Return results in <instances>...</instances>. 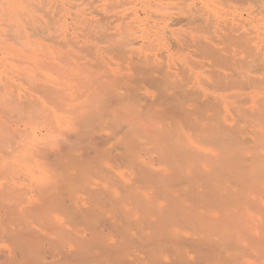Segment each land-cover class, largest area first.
<instances>
[{
    "label": "bare ground",
    "instance_id": "1",
    "mask_svg": "<svg viewBox=\"0 0 264 264\" xmlns=\"http://www.w3.org/2000/svg\"><path fill=\"white\" fill-rule=\"evenodd\" d=\"M39 1L40 0H37V2ZM44 1L45 0L42 2L43 5ZM47 1L50 0H46L45 2ZM109 1L110 3L108 4L112 9L124 7L125 4L120 3V0ZM18 2L19 3H17L16 0H0V19L9 22L11 18L15 20L20 16L23 18L30 17L31 15H28L30 12H25L26 10H23V6H20L22 1L18 0ZM25 2L22 3L24 4ZM31 2L32 5L35 3L33 0H31ZM3 4L5 5L4 7ZM46 4H48V2L45 3V5ZM39 5H41V3ZM125 5H127V3ZM139 5L140 8H138V10L144 15L142 18L140 17V12L137 10H131V12L126 11L129 15L126 12L122 13V11V15L117 11L115 12L117 15L120 14L116 21H113L116 22V25L119 23L116 33L111 34L105 27L97 31L96 27L92 28L91 26L90 28L89 26V29H87L88 33L86 34L87 40L91 39L93 41L96 38L94 41L108 43L110 47L107 51L110 54L118 55L119 58L123 60L124 65L122 68L130 72L131 79L136 83L142 82L143 89H145L146 92L150 91L156 94L157 98L153 99H157L162 109L165 107L169 111H173V113L176 114L174 116L172 115L173 117L185 122H181L182 126L180 131H173V133H171V130H166L168 126L166 128L162 124H158L159 126L154 124L153 126L156 127L150 126V128H148L149 125H147V123H149L150 120L147 123L143 120L147 113L145 112L146 114L143 117L142 115L144 113H142L140 109L136 111L134 115L136 117L134 118L138 119H135V124L140 122L141 125L142 123L145 124V126L147 125V129L149 130L147 131L145 129L144 132L148 137L147 135L145 136V134H141V129L138 128L139 124L138 127L136 125V129H134V127L132 128L135 130L137 136H145L143 139H147L146 142L149 144L146 142L139 143V141L138 144L136 139L132 137L133 141L137 143L136 145L134 142L137 154L134 159L132 158L134 156L129 157L130 159L132 158V161L128 164L131 171V176H129V178L131 177V181L128 182V180H125V182H122L124 184L119 183L120 185L117 183V185H119L117 187L118 190L111 195L109 193L112 199L108 197V188H105L102 193L101 190H96L100 192L102 196L104 194L107 199L109 198L108 202L110 201L109 203L111 206L109 203L104 204V206L108 204L110 208H112L113 214L116 215L114 218L118 217L116 221L119 222V219L123 217L120 221H125L124 223H127L128 226L125 227V225L124 227L129 229L134 227V229H132L134 231L130 232L128 229V231L121 230V228H123L120 226L121 224L118 225L120 226V228H118L115 223L113 224L110 220L108 221L106 219L108 221L106 226L113 231L115 230L114 235L112 232L111 240L104 239V237L100 239L98 237L99 239H94L99 240L97 241L98 243L96 241V243H94L93 239H91L90 242L86 238L74 236L72 232L70 233L71 229L67 233L66 230L62 228L63 225H55L51 230L50 227H48V232L49 234L51 233L53 237L51 235L45 236L43 231H45L46 226L44 225L45 227L43 226L44 228L41 227L40 229V223L42 224L41 217L44 215L39 216L38 213L40 212L38 211L35 212L36 214L34 213L35 215L33 214V216H31V213L34 211L31 212V210H29V212L26 208L29 204L27 202L33 203L37 201L36 203H38L42 197L39 199L35 195L27 194L31 196L24 197L22 199V204L16 208L21 215L26 212V214L30 213V216H28L29 218L31 217V220H23V222L19 220V222H15L16 220L14 221L13 217L16 213V208L12 209L11 203L16 199L18 193H16L12 184L9 182L11 179L9 173H5L6 175L1 173L0 264H59L60 262L65 264H157L159 262L163 264L160 259L164 258V256H169L173 264H179L178 261H182L184 264H196L197 261L196 263H193L194 260L192 259V262L190 261L189 252L198 253L200 255L198 256L200 257L199 264L205 262V264H207L208 261H214L213 264H264V0H141ZM220 6L232 8L228 10H233V8L242 9L247 13V17L243 19L242 15H239L237 11H227L224 14H220L218 12ZM3 12H6L5 16ZM255 14L259 16L257 22H253L256 18L255 16H257ZM117 15L115 17H117ZM127 15L128 17H126ZM5 17L10 19L8 20V18L6 19ZM106 17L104 18L106 19ZM112 17L114 16L112 15ZM30 18L29 20H32L30 22L34 23L35 21L33 18ZM126 18H131V21L140 19L139 25L142 26V28L139 27L137 32H132L127 26L121 29L120 27H122L123 24L126 25L128 23L126 22ZM41 28L37 29L40 30ZM47 29L48 30L43 27L39 31L43 33L42 36L44 34V36L51 34L50 32L49 34L47 33L50 31L49 27ZM9 30H12V28H9ZM137 33L139 34L137 35ZM34 34L37 35L38 31L36 30ZM116 34L119 38L115 36ZM11 36L19 38L22 37V34L21 32H14ZM134 46L138 47L134 48ZM257 74H261L262 77H257ZM129 91L128 93L134 97L131 98L130 96V98L135 100L139 93L136 89H130ZM149 96L150 99H152L151 95ZM149 96L147 97L149 98ZM141 101L144 100L142 99ZM149 101L148 99L146 100L147 103ZM155 101L153 103H156ZM244 102H246V104L249 102L251 107L249 109L243 106L237 107V104L240 105ZM142 107H144V105ZM145 111H147V109ZM232 114H234L235 117H233ZM228 118L237 120L238 123L242 122L244 125H238V123L236 124L233 122L236 126L234 127L231 125V128L230 124H226L229 120ZM172 119L173 118H171V120ZM116 125H119V123ZM247 125H249V128L254 129H251L252 131L248 130L252 132H248L249 134H253L250 138L246 137L248 134ZM133 126L135 125L133 124ZM119 127L120 126H118V129ZM120 128L119 132H122L120 130H125V127L124 129H122V127ZM141 128L143 129V127ZM127 130H129V128ZM131 130L132 129L129 130L131 135L135 136ZM146 131L149 133H146ZM158 134L161 135L158 136ZM105 138L106 137H104V139ZM104 139L102 138V140ZM132 139H130L131 141L129 142H132ZM143 139L141 138V140ZM125 140L126 138L122 141L125 142ZM144 144H148L149 150L145 148L146 145ZM202 144L209 145V147L213 149L212 152H209L211 149H207L208 147L206 146L207 148H205L203 145V148L208 150L206 153L211 154H203L202 151L204 149L201 150L202 147L201 149L198 147ZM145 150L149 151H146L147 153H150V150H154L159 156L163 155L164 158L162 162L160 161V164L162 163V165H164L165 171L164 175H161V179L159 174V178H157V174L154 173L155 171L146 167L139 160L140 155ZM189 153H192L195 158L196 155L199 154V157L202 158V160L199 158L200 161L208 164L209 168H204L202 171L198 169L199 172L197 171L194 175L197 176L200 174L197 180H201L203 183L202 185L198 184L199 186L195 187L194 185H196V182L194 185L192 184L195 178L192 175L191 177L189 174L190 172L187 171V176L184 173L185 177L182 173L180 174H182L183 177L178 175V177H180L179 181H182L180 183L184 184L187 182V185L189 184L191 186L189 190L195 195L197 194L196 192L199 191L198 188L200 187L202 189L203 186V189L198 192L200 197H195L196 199L192 197V199L194 198L193 201L195 200L198 203L200 200L199 198L204 200V197L207 196L215 197V201L209 202L211 199L208 200V198H206L207 202L205 200L203 202L201 201L202 205L205 203L203 207L205 210L203 211L204 213L195 212V210L201 209V202L199 204L195 202V205L192 202L194 206L199 205L200 209L197 207L195 209L194 207L193 212V209L187 210V213L190 212V214H188L189 219L187 216L186 219H184L186 224L191 223L192 226L194 225L193 230L195 232H200L197 233V235L201 233L207 235V232H212L214 230L213 228L218 226V222H215L214 219L212 220V218L209 217L212 214L211 210H215V213L216 210L219 209V213L222 215L220 222L222 223L221 226L224 230H231L232 233H225L224 231L223 237L217 235L220 238L222 237L221 239L224 241L221 244L218 243V239L214 238L215 236L213 235L215 234L213 233H211L213 235L209 234L210 236L208 235V238L201 237L196 239L194 237L188 238L180 234H172L171 232V229L176 226L181 229L178 225L183 220V217H181L183 214L182 210L180 215L177 211L173 210L174 203L178 206L180 202H176L179 201V198H177L178 200L175 197L172 198L177 188L174 191L171 180L173 184L179 181H176L178 180L177 176V178L173 177L174 180L172 176H169L170 173H168V168L173 165L171 161L175 160L174 162L177 163V156L179 158L180 156L186 158L187 155L188 158ZM170 157H173V159ZM179 158L177 160H179ZM187 158L185 160L180 158V160L183 162V160L186 161ZM234 158H239V163L243 162L245 163L244 165H246L247 162L250 163L249 172H239L238 165L240 164ZM161 159L162 157H160V160ZM180 160L179 162H181ZM234 160L238 163V170L233 171L231 168L230 170L233 173L238 172L239 177L235 173L234 175L239 180L242 178L241 182L238 181V184L240 186L242 185L239 187L241 190L238 189L240 191L239 194L237 188H235L238 180L235 176L234 181L236 182L232 180L233 176L230 175L232 179L226 178L231 181L230 183L226 184L223 182L221 186L218 185V180L222 177H218V170L220 171L223 167L221 165L229 161L231 164V161ZM197 161L199 160L197 159ZM199 162H197V164ZM158 163L159 162H157V164ZM188 163L190 169H197L194 159H190ZM180 166L178 168L182 169ZM225 166L227 165L225 164ZM225 166L224 168H226V170L222 169L221 171H226L229 175L231 173H229V169V171H227L229 167ZM240 173H242V176ZM135 181H137L138 184L143 183V188L138 189L139 187L135 188L133 186L131 188V184H134ZM224 183L226 185H224ZM175 184L174 186H176ZM229 184L233 185V187ZM114 185L117 186L115 183ZM184 185H181L183 186V190L185 188ZM181 186L178 185V187H180L178 191H180ZM122 189L128 194L126 196H133H131V199L134 198L133 201L136 198L137 201H139L138 205H136L137 201L135 200L136 211H133L136 212H134L136 219L133 217L134 220L129 221L131 215H134L133 211L129 216L127 214L128 211L125 213L122 207L119 206V195L125 192ZM87 191L88 190H86V192ZM88 192L87 195L89 194ZM94 194H96L95 191L93 195ZM57 195L56 193L53 197ZM97 195L100 196L99 193H97L96 196ZM187 195H189L188 198ZM96 196L94 195L91 199L95 198V200H97ZM190 196H192L190 192L186 194V197L184 194L185 200H188ZM50 197H52V195ZM50 197L48 198L50 199ZM53 197L51 201L54 199L57 200L58 198V196L56 198ZM182 197L180 198L181 201ZM174 198L176 201L172 202ZM107 199L105 198V200ZM103 200L100 202L104 203L105 200ZM111 201L115 203H111ZM191 201L192 200H190V202ZM97 202L98 201H96V203ZM24 203L27 205H24ZM218 206L220 207L218 208ZM66 209L64 212L66 211L65 213H68L66 214L67 217L80 214L79 211L73 214L75 208L67 207ZM90 211L93 213V210H89L88 213H90ZM76 215H74L73 218H69V220L71 218L73 219H71L72 223L70 220V225L74 223L73 225H75V227L78 224L75 218L78 215ZM100 215L101 216L98 218L96 217L97 220L94 222L96 224L92 223L93 226H98V228L106 222L105 218L102 217L103 215ZM215 215L216 213L213 214V217ZM217 216L218 215H216V217ZM138 219L140 222L144 223L143 227H137V224H141ZM187 219L189 220L188 223ZM32 220L38 221V223L36 222L37 225L34 224L35 222H32ZM45 220H43L44 223ZM74 220L76 221L73 222ZM185 221L183 222L184 224ZM162 223L163 225L165 224V228L162 226L165 230H167L168 227L172 228H168L167 232H165L160 226ZM167 224H169L168 227ZM184 224L180 225L183 227ZM186 224L184 226V231L186 229L185 227H187ZM66 226L67 225L64 227L69 229V227ZM158 227H160L161 230H158ZM90 228L93 229L94 227L92 228L91 226ZM145 228L151 229L152 235L144 231ZM232 229H238L239 231L237 230V232H235V230L233 232ZM219 230L221 231V229ZM189 231H191V229ZM92 233L94 234V232ZM97 235H99V233ZM69 236L72 237L69 238ZM45 247H48V253ZM1 248H4L6 253H2ZM223 254H226V256ZM156 257L159 260H157V262L155 260ZM48 258L51 261L47 262L46 260H49Z\"/></svg>",
    "mask_w": 264,
    "mask_h": 264
},
{
    "label": "rangeland",
    "instance_id": "2",
    "mask_svg": "<svg viewBox=\"0 0 264 264\" xmlns=\"http://www.w3.org/2000/svg\"><path fill=\"white\" fill-rule=\"evenodd\" d=\"M20 1L25 2L26 0H20ZM40 1L37 2V0L35 1L33 0V2H35L33 3V5L31 0L26 1L24 4L22 2H21L22 4L20 3V6H23V10L24 11L26 10L25 12H30L28 13V15L30 14L32 17L30 15L29 16L31 18L30 17L23 18L22 16H20L15 20L14 19L12 20V18L11 20H9L10 18L7 17L9 22L7 20L0 19V23L2 22L0 24L1 26L0 27V177L2 176L3 173L5 174L8 172L11 177L9 182L12 184L16 193H18L16 195V199H14L11 203L12 209H15L16 207L20 206L23 202L22 199L24 197L31 196V195L28 196L27 194L35 195L39 199L42 197L41 200H39L40 202L38 201V203H36L37 201L33 203L26 201L29 204L27 205L26 203H24V205H27L26 208L28 211L29 210H31V212L34 211L31 213V216H33V214L38 211L42 213V214L38 213L39 216L44 215L41 217L42 224L44 223L43 220L45 219L46 220L43 225L40 223V229L44 225L46 226V227L44 226L46 228L45 231L42 230L45 236L51 235L53 237L51 233L49 234L48 227H50L51 230L52 228H54L55 225L57 226L63 225L62 228L66 230L67 233L71 229L70 233L72 232L74 236H77L79 238H86L90 242L91 239L93 240L99 238L101 239L102 237H104V239L111 240L112 232L114 235L115 230L113 231L111 228L106 226L109 220L111 223L113 224L115 223L116 226L121 224L120 226L123 227L121 228V230L123 229L126 231L128 229L131 232L134 231L132 230L134 229V227L132 229L125 228L128 227L127 223H124L125 221H120L123 217L119 219V222L116 221L118 220V217L114 218L116 217V215L113 214L114 212H112L113 210L112 208H110L111 206L109 203L110 201L108 202L109 198L107 199V197L104 194L102 196L101 193L104 192L105 188H108L107 189L108 197H111L109 196V193L111 195L116 190H118L117 187L120 185L119 183L125 182V180H128V182L131 181V177L129 178V176H131V171L129 169L130 166H128V164L129 162L132 161V158L133 159L135 158V155L137 154L136 145L138 141L139 143H145L147 140V139H143L147 135L145 134L144 130L145 129L147 131L149 130L147 129L148 127L147 125H149L148 128H150V126H153L154 124L156 126L158 124L159 125L162 124L166 128L168 126L169 129L167 128L166 130L167 131L171 130L172 131L171 133H173V131L176 132L180 131L182 126L181 122L183 121L181 119H177L176 117H173L174 115H176L175 113H173V111H169L165 107H163L162 109V107L158 104L157 99H155L156 101L153 99V98H157L156 94L150 91L146 92V90L143 89L142 82L136 83L131 79L130 72L122 68V66L124 65L123 60L119 58L118 55L110 54L107 51L108 48L110 47L108 43L102 41L101 42L94 41L96 40V38L93 41L91 39L89 40L86 39V34L88 33L87 29H89V26L90 28L91 26L92 28L96 27L97 31L98 29L102 30L101 28L105 27L107 28L108 32H110L111 34L116 33L119 23L116 25V22L113 21H116L119 15L120 14L122 15L123 12L126 11L131 12V10H137L138 12H140V17L142 18L144 16L143 13H141V11L138 10V8H140L139 3L141 2V0H120V3H125V4L127 3V5L124 4V7L121 8L116 7L113 9L110 8V5L108 4L110 3L109 0H107L108 2L106 0H50L47 1L48 4L46 5H45V3H47L45 2L46 0L44 1V5L42 4L43 0ZM16 2L19 3L18 0H16ZM40 3L42 6L39 5ZM4 6L5 5L3 4V7ZM228 9H232V8H228L226 6L223 7L220 6V8H218V12L220 14H224L227 11L229 12L237 11L239 15H242L243 19L247 17V13L242 9L239 8L238 9L233 8V10H228ZM116 11L119 12L120 14L118 15L117 13L115 14ZM5 14L6 12L4 13V16ZM105 15L108 17V19ZM112 15L114 17H112ZM116 15L117 17H115ZM128 15L126 17H128ZM104 17H106V19ZM255 17H254L255 19L253 18L254 19L253 22H257L259 16L257 15ZM29 18L30 19L33 18L35 22L34 23L30 22L32 20H29ZM226 18H230V17H226ZM130 19H127L126 22L128 23L126 25L123 24L122 27L120 28L122 29L124 26H127L129 30H131L132 32H137V30H139V27L142 28V26L139 25L140 19H137V21H134L133 19H132L133 21H131ZM41 27L42 28L45 27L46 30H48L47 28L49 27L50 31L48 32L46 31V32L48 34L50 32L51 34L48 36H44L45 35L44 34L42 36L43 33L39 32L42 29ZM9 28L10 29L12 28V30H9ZM37 28H41V29L39 30ZM33 30L35 33L37 30L38 34L40 35L34 34ZM14 32H19V33L21 32L22 37L19 38H16L14 36L12 37L11 35H13ZM25 33L27 36L25 35ZM138 34L139 33H137V35ZM9 36L12 38H10ZM115 36L119 38L117 34ZM136 47L138 46H134V48ZM259 76L262 77L261 74H257V77ZM130 89L131 90L136 89L137 92L139 93V95L137 93L138 97L136 98L137 99L140 98V99L137 100L135 98L136 101L134 99H131L133 96H131L130 93H128L130 92L129 91ZM149 95H151L153 102L155 101L156 103L152 102V99H150ZM143 96L145 97V99ZM147 96H149V98ZM142 99L144 101H141ZM147 99L150 100L148 102L149 104L146 102ZM143 105L144 107H142ZM238 106L239 107L243 106L244 108L249 109L251 107V104L249 102H247V104L246 102H244L240 105L237 104V107ZM139 109L142 111V113H144L142 115L143 117L147 113L146 117H144L147 120L143 118V120L146 121L145 123H147L149 120L151 121V122L149 121V123H147L146 126L143 123L141 125L140 122H137L135 124L136 122L135 119L138 118H134L136 117L134 115L136 114V111H138ZM146 109L147 111H145ZM232 115L233 117H235L234 114ZM171 118L173 119L175 118L174 122L173 119L171 120ZM228 119L229 120L226 122V124L228 125L230 124V126L232 125L235 127L236 124L238 123L237 120H231L230 118ZM233 122H235L236 124L235 123L233 124ZM118 123L119 125H116ZM132 123L135 126H133ZM240 124L244 125V123L242 122L238 123V125ZM136 125L138 128L141 129V134L143 135L145 134L144 137H141V135L140 136L138 135L139 136L138 137L135 134L136 132L134 129L137 128ZM118 126L122 127V129H124L125 127V130H127L128 128L129 130L132 129L131 131L133 132V135L135 134V136H132L129 130L127 131L120 130L122 132H119V129L121 128L119 127L118 129ZM248 126L249 125H247L248 128L247 133L248 132L252 133L251 131L254 129L249 128ZM132 127H134V129ZM141 127H143V129ZM147 131L146 133H149ZM249 133L245 135L246 137L250 138L252 137L253 134H249ZM160 135L161 134H158V136ZM136 136L138 137V139ZM101 137L103 139L104 137L106 138L102 140ZM132 137L136 139L137 143L136 141H133ZM125 138H126L125 142L122 141ZM141 138L143 140H141ZM130 139H132V142H129L131 141ZM134 142L136 143V145ZM148 144L147 145L144 144L146 145L145 146L146 149H148L149 147ZM203 145L205 146V148L208 147L207 149H211L209 150V152L210 151L212 152L213 150L212 148L209 147V145L207 146L205 144H202L201 146L198 147L199 149H201L202 147L201 150L204 149L202 151L203 154L206 155L211 154V153H206L208 152V150L207 149L205 150V148H203ZM122 146L124 147V150ZM148 150H145L143 152L144 154L142 153L143 155L142 154L140 155L139 160L146 167L154 170L155 172L154 171L152 172L157 174L156 175L157 178L160 177L161 179L162 177L161 175H164L165 170H164V165H162V163L160 164V161L162 162L164 157L163 155L159 156L157 152H155L154 150H150L151 154L147 153L146 151ZM131 156L134 157L130 159L129 157ZM199 156L200 155L198 154L196 155L195 158L192 153L188 154L189 160L190 159L195 160V165L197 166L196 167L197 169L195 170H192V168L190 169V167L188 166L189 160L187 158V155H186L187 158L186 161H184L186 159L185 157L180 156L181 159H184L183 162L177 156L176 158L177 159L179 158V160L182 163L179 162V160H177L176 158L175 159L177 163L174 162L175 160L171 161L172 162L171 164H173L172 165L173 169L172 166L170 165L171 167L168 168V173H170L169 176L170 177L172 176V179L173 177L177 178L178 175L183 177L182 174L185 173L187 176L188 174L187 172H190L189 173L190 176L191 175L194 176L197 171L198 172L199 170L202 171L204 170V168L208 169L209 165L200 161V159L202 160V158ZM160 157H162L161 160ZM126 158L130 160H127ZM171 159H173V157ZM197 159L200 162L197 161ZM234 159H236L239 163L238 160L239 158H234ZM156 161L159 162L158 163L159 165L157 164ZM237 161L235 160L231 161V164L230 161L229 162L226 161L227 163L225 164L229 167L227 168V171H229L231 168V170L233 171L239 169L238 170L239 172L242 171L243 173H245L246 171V173H248L250 170V165H249L250 163L247 162L246 165H244L245 163L240 162L239 163L240 165H238ZM197 162L199 163L197 164ZM232 162L235 164H233ZM225 164L221 165L223 166L221 170L222 169L226 170V168H224ZM178 165L179 166L181 165L182 167L180 166V168L182 169H179ZM218 169H219V165H218ZM221 170L220 171L218 170V177L220 178L222 176L224 178L221 177L222 179L220 178V180H218V185L221 186L223 182H225L226 184L230 183L231 181L227 180L226 178L232 179L231 178L232 176H233L232 180L233 181L235 180L234 178L235 172L233 173L230 170L229 173L231 172L233 174L230 173L228 175L227 174L228 172L225 171L226 172L225 173L224 171ZM235 174L239 177L238 172ZM241 174L242 173H240V175ZM198 175L194 176L195 179L194 178L193 179L195 181L192 180L194 181V183H192L193 185L196 182V185H194L195 187L196 186L198 187L199 185L203 184L201 180H197L199 178ZM179 178L180 177H178V180L176 179L175 180L179 181L180 180ZM241 179L242 178H240V180L239 179L237 180L236 183L237 186L239 185L238 181L241 182ZM221 180H225V181H221ZM137 181H135L134 183L135 185L131 184V188L132 186L135 188L139 187L138 189L143 188L142 185L143 183L138 184ZM172 182L173 181L171 180V184L173 186L174 191L176 188L178 191V188H180L178 187V185L181 186L186 184L184 185L185 187L184 190L182 188L183 186H181L180 191L178 192L176 191V193L173 194L172 196V198L173 197H175L176 199L179 198V201H176V199L174 198V201L172 202L175 201L180 202L179 203L180 205L178 204V206L176 205V203H174V205L177 207L173 205V210L177 211L179 215L182 210V214H183L181 215V217H183V220L178 225L181 227V229L177 226L174 228L170 226L172 228L171 229L168 227L169 224H167V227L172 230V231L170 230L172 234H180L188 238L194 237L196 239L197 238L199 239L201 237L208 238L207 236L209 234L210 235L215 234L213 236H215L214 237L215 239H218V243L219 244L223 243L224 241L221 238L223 237L224 231L225 233H230V234L232 233L231 230L229 229L224 230V228L221 226L222 223L220 222L222 215L219 213V209L216 210L215 212L216 215H218L217 217L216 215L214 216L215 218L213 217V214H215L214 213L215 210L213 211L211 210L212 214L211 212H210L211 215L209 214L210 215L209 217L212 218V220L214 219L215 222H218V226H215L212 232L210 233L207 232V235L205 233L203 234L201 233L197 235V233L200 232L199 231L195 232L193 230L194 225L192 226L191 223H188L189 221L188 214H190V212L187 213V210L193 209L192 210L193 212L194 207L195 209L196 207L199 208V205L194 206L195 205L194 203L196 201L195 200L193 201V199L195 197L197 198L200 197L198 192L203 189V186L202 189L200 187H199L200 189L198 188L199 191L196 192L197 193L196 196L195 194L191 193V191L189 190V187L191 189V186L189 184L187 185L186 181H185L186 183L184 184L180 183L182 181L177 182L179 184L175 182L176 184L175 183L174 184L177 187L174 186ZM114 183L116 185L118 183L119 185L115 186ZM225 183L224 185H226ZM231 186L233 187V185ZM237 186L235 188H237L239 194L240 191L238 189H240L239 187H241L242 185L241 186L239 185L238 187ZM85 188L88 191L90 190L89 192L87 191L90 194V195L88 194L89 196L87 195ZM96 190L97 191L101 190V193L97 192ZM187 190L188 193L190 192V195L192 196H190L191 198L189 197L188 200L187 199L185 200L186 194H188ZM49 191H53V192H49ZM94 191L96 192V194L97 193L100 194V196L99 195L96 196V194H94L97 197L96 198L97 200H95V198L91 199V197H94L93 195ZM56 193L58 194L57 200L58 199L60 200L57 201L54 199L52 200L54 202H52L51 199L53 195H55ZM124 193H121L119 195L118 201H120V203L119 202L117 203L120 204L119 206L122 207L125 213H127L128 211L127 214L129 215L132 214L133 210L136 211V205H138L139 201H137V198L135 199L137 202L135 200L133 201L134 198L131 199L133 197L132 195H131L132 197L130 195L129 197L126 196L128 195L126 191ZM51 195L52 197H50ZM104 196L107 200H105ZM188 196L189 195H187V198ZM48 197H50V199ZM56 197L54 196L53 198ZM181 197H182V201L180 199ZM192 197L194 198L192 199ZM47 198L51 202H49ZM103 198L106 202L103 200ZM204 198L205 201L207 200L206 198H208V200L210 199L212 200V201L210 200L209 202L215 201L214 200L215 197L213 198L207 196ZM101 199L104 201V203L100 202L102 201ZM199 199H200L199 201L197 199L198 201V203L196 202L197 204H199L201 201L202 202L204 201L201 198ZM190 200L192 201L190 202ZM96 201L98 202L96 203ZM135 202L137 203L136 205ZM192 202L194 205L192 204ZM202 202L200 203L201 209L199 208L200 210L198 209L197 211L195 210L196 213L205 211L203 209L205 203L202 205ZM106 203H109L110 206L108 204L107 206H104V204ZM111 203H115V202L111 201ZM64 207L65 209L67 207L73 209L75 208L74 212L72 210L73 214L79 211L80 214L77 215L80 217L81 220L76 214H74L77 216L75 217L77 221L76 220L73 221V222L76 221L78 223V224L76 223L77 224L76 227L75 225H73L74 223L70 225V220L73 218L74 215H70L67 217L66 214L68 213H65L66 211L64 212L65 210ZM219 207L220 206H218V208ZM15 210L16 213L14 214L13 217L14 221L16 220L15 222L17 221L19 222V220L20 222L21 221L23 222V220L25 221L31 220V217L29 218L30 213L26 214L27 213L26 212L24 213L25 215L24 214L21 215L18 212L17 208ZM89 210H93V213L92 211L88 213ZM135 211H133V213ZM135 213L134 215H131L130 219L128 217L129 221L136 219ZM100 214H102L103 215L102 217L105 218V220L107 219L108 221L106 220V222L103 225L100 224L102 226H99L98 228V226L97 227L95 225L93 226L92 223L96 224L94 222L97 220L96 217L98 218L99 216H101ZM186 216L188 218L187 219L188 224H186L185 221ZM23 217H25L26 219ZM70 217L72 218L69 220ZM91 217H93L94 220ZM33 221L35 222L34 224H36V222L38 223V221L36 220H32V222ZM138 221L140 222L139 219ZM184 221L187 226L185 227L186 228L185 231H184L185 224L183 223ZM59 222H62L63 224ZM140 223H141L140 225L137 224V227L138 226L143 227L144 223L142 222ZM64 224L67 225L69 229H66L64 227L65 226ZM180 224L181 225L184 224L183 227ZM188 225L189 226L191 225L192 228L191 226L189 227ZM91 226L92 228L94 227L95 229L94 228L91 229L90 228ZM120 226H118V228H120ZM160 226L161 228H163L165 224L163 225L162 223L160 224ZM188 227L191 229V231H189L190 229ZM219 229H221V231ZM150 230L148 228H145L144 231H147L148 234L152 235V231ZM158 230H161L160 227H158ZM167 230H165V232H167ZM235 230L232 229L233 232ZM237 230L235 232H237ZM92 232H94V234ZM98 233L99 235H97ZM217 235H220L222 237L220 238ZM70 237L72 236H69V238ZM95 241L97 242L99 240H94V243H96ZM45 248L48 253L49 251L48 247ZM1 250L2 253L3 252L6 253L4 248H1ZM189 255L191 262L192 260H194L193 263H196V261L197 263L200 262V257H198L200 255L198 253L189 252ZM223 255L226 256V254ZM155 260L157 262L158 258L156 257ZM170 260L171 258L169 256H164V258L160 259V261L163 262V264H171L173 261L171 260L172 261L171 262ZM46 261L49 262L51 260L49 259ZM178 262L179 264H184L182 261H178ZM213 262L208 261L207 264L210 263L213 264ZM60 263L65 264L63 262ZM205 263H200V264H205ZM157 264L160 263L158 262Z\"/></svg>",
    "mask_w": 264,
    "mask_h": 264
}]
</instances>
